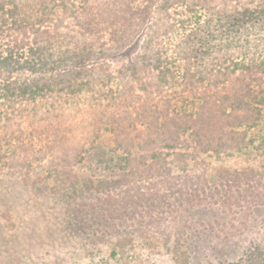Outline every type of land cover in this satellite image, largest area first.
Returning a JSON list of instances; mask_svg holds the SVG:
<instances>
[{"label": "trees", "instance_id": "1", "mask_svg": "<svg viewBox=\"0 0 264 264\" xmlns=\"http://www.w3.org/2000/svg\"><path fill=\"white\" fill-rule=\"evenodd\" d=\"M182 1L174 14L164 0H0V179L38 169L44 186L119 206L110 192L153 178L186 211L220 181L250 182L239 161L263 155L264 0ZM100 163L105 177H87Z\"/></svg>", "mask_w": 264, "mask_h": 264}, {"label": "rangeland", "instance_id": "2", "mask_svg": "<svg viewBox=\"0 0 264 264\" xmlns=\"http://www.w3.org/2000/svg\"><path fill=\"white\" fill-rule=\"evenodd\" d=\"M164 1L176 14L179 4H171L176 0ZM258 147L261 157L239 161L257 169L250 182L220 181L219 195L205 191L203 204L190 211L181 199L176 205L164 204L153 178L136 183L124 195L122 187L110 192L117 206L94 191L68 193L63 182L44 186L35 181L38 169L27 177H3L0 264H257L253 254L259 239L264 247V205L248 206L257 197L264 199V148ZM253 150L259 153L257 146ZM237 161L212 162L211 170L220 174L237 167ZM96 169L100 173L87 177L102 178L110 170L103 163ZM225 192L233 195V204L219 207ZM231 236L236 250L226 258L220 249Z\"/></svg>", "mask_w": 264, "mask_h": 264}]
</instances>
